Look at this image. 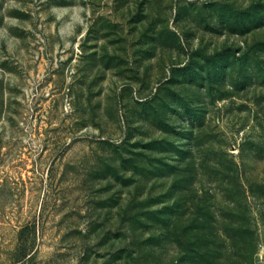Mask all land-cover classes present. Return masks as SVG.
<instances>
[{
    "label": "rangeland",
    "instance_id": "374dc122",
    "mask_svg": "<svg viewBox=\"0 0 264 264\" xmlns=\"http://www.w3.org/2000/svg\"><path fill=\"white\" fill-rule=\"evenodd\" d=\"M0 264H264V0H0Z\"/></svg>",
    "mask_w": 264,
    "mask_h": 264
}]
</instances>
